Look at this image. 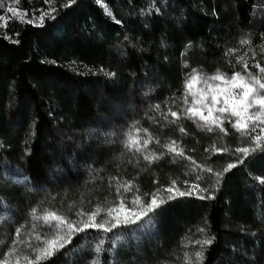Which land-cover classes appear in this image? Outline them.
<instances>
[{
  "label": "trees",
  "instance_id": "obj_1",
  "mask_svg": "<svg viewBox=\"0 0 264 264\" xmlns=\"http://www.w3.org/2000/svg\"><path fill=\"white\" fill-rule=\"evenodd\" d=\"M0 4V264H264V150L244 158L235 149L252 147L248 137L184 114L193 69L230 76L264 67V0ZM9 8L55 19L37 27ZM173 141L183 156L164 147ZM229 163L237 166L224 173ZM198 177L206 198L179 196ZM153 193L167 203L151 225L89 228L35 259L64 235L50 213L75 226L97 208V221L111 219L121 198L131 206ZM205 239L212 243H197Z\"/></svg>",
  "mask_w": 264,
  "mask_h": 264
},
{
  "label": "snow or ice",
  "instance_id": "obj_2",
  "mask_svg": "<svg viewBox=\"0 0 264 264\" xmlns=\"http://www.w3.org/2000/svg\"><path fill=\"white\" fill-rule=\"evenodd\" d=\"M0 7H3L0 4ZM13 8H9L8 11H13ZM54 11V10H53ZM158 11V10H157ZM111 15V12H108ZM45 16H51V13H42L39 17V23L34 24L33 20H28L27 23L34 24L37 27H43ZM55 19L54 16H51ZM4 17H0L3 20ZM119 24L121 21L116 20ZM16 42V41H14ZM245 40L242 43H248ZM187 67V65H186ZM259 68V74H253L248 70V65L244 66V74L240 71L233 72L230 76L226 73L217 72L215 75L206 76L200 74L197 75V70L193 69L190 77L185 82V93H184V114L187 119L193 120L194 122L198 118L203 121L207 126L208 131H213V125L219 127L222 132L226 131L223 127L225 121L231 124L237 132L240 133L241 137H248L251 141L252 147H237L235 153L242 154L244 158H247L251 152L257 150H264V67H260L259 64L255 65ZM219 81L220 83H213ZM194 83L202 85L196 90L194 89ZM191 96V103H189L187 97ZM172 117L178 118V113L171 112ZM234 118V121H233ZM259 128V132H257ZM181 132H184L183 128H180ZM148 141H144L146 145ZM165 148L169 152L174 153L177 156H183V150L176 151L175 141L172 144L165 145ZM227 151V149H225ZM145 160L149 157L145 156ZM238 163H244L243 159L238 160ZM236 163H229L227 167L223 169L224 173H228L231 169L235 168ZM202 171L212 173L210 167H205ZM222 178L221 173H215V184L218 185ZM27 179V178H25ZM197 178V183L191 185L186 191H180L176 189L179 196L196 195L199 199H205L206 197L200 193L207 191L202 189ZM187 183V182H186ZM264 183V180L261 181ZM175 184V181H173ZM130 187H125V191H130ZM120 189L117 187V192ZM169 193L173 192V188H168ZM175 195H169L168 200L175 199ZM208 199L214 198V196H207ZM167 203L164 199L157 200L155 193L152 194V198L149 202L145 203L141 196L136 195L132 201L131 206H128L123 198H121L120 204L117 208L109 207L107 210V216L111 219H101L97 221L95 217L99 214L100 209L97 208L93 212L88 220H81L74 226L73 222L69 221L65 225V219L60 216H56L54 213H50L53 219L58 221V224H53L52 227L57 231H63L64 235L56 240L46 241L50 245L48 248L40 249L44 255H36L35 259L40 261L51 257L54 253L60 249L65 248L66 245L71 244L74 237L78 233H83L86 229L95 228L101 229L105 235L113 232L115 229L127 228L131 225L148 226L152 224L154 214L163 204ZM35 212V209H33ZM116 213V215H113ZM123 213V215H121ZM149 214H153L150 216ZM147 218V219H146ZM83 226H80V225ZM19 234V229L17 230ZM105 243L104 239H100L99 243L95 246V252L99 254L103 251L102 245ZM204 245L211 244V239H205L202 242ZM58 244V247L56 246ZM196 256L202 259V252H197ZM92 264H99V259L92 261Z\"/></svg>",
  "mask_w": 264,
  "mask_h": 264
},
{
  "label": "rangeland",
  "instance_id": "obj_3",
  "mask_svg": "<svg viewBox=\"0 0 264 264\" xmlns=\"http://www.w3.org/2000/svg\"><path fill=\"white\" fill-rule=\"evenodd\" d=\"M8 12L10 13V16L16 17L20 21H23V22H27L28 21V19H26V17H25V14L23 12H21V11H18V10H15L14 9L13 11H8ZM32 20L34 21V24H38L40 22L38 17H35ZM4 24H5V20L4 19L3 20H0V27H3ZM34 24H31V25H34ZM249 71H251L253 74H259V68H257V67H253V69H250ZM197 75L199 77V74H197ZM213 83H220V82L219 81H214ZM201 86L202 85H200L199 83H194V89L193 90H196V89H198ZM188 99H189V103H191L192 97L191 96H188ZM233 121H234V118H233ZM195 122H197V123H199V124L207 127L205 125V123L203 121H200L198 118L196 119ZM224 124H228V126L232 128L231 124L228 123L227 121H225ZM213 126H215V125H213ZM232 129H234V128H232ZM256 131L259 132V128H257ZM114 215H116V213H114ZM121 215H123V213H121Z\"/></svg>",
  "mask_w": 264,
  "mask_h": 264
}]
</instances>
